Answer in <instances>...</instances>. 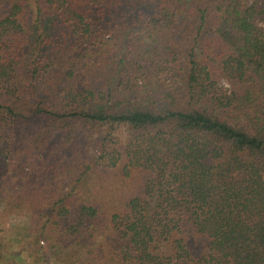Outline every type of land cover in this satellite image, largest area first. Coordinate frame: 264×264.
<instances>
[{"label": "trees", "instance_id": "16d2710c", "mask_svg": "<svg viewBox=\"0 0 264 264\" xmlns=\"http://www.w3.org/2000/svg\"><path fill=\"white\" fill-rule=\"evenodd\" d=\"M1 206L33 264H264V0H0Z\"/></svg>", "mask_w": 264, "mask_h": 264}, {"label": "rangeland", "instance_id": "374dc122", "mask_svg": "<svg viewBox=\"0 0 264 264\" xmlns=\"http://www.w3.org/2000/svg\"><path fill=\"white\" fill-rule=\"evenodd\" d=\"M26 4H31V1ZM30 12L31 11H29V13ZM35 31H36V28L34 25H32L31 26V37L33 39H35L34 38ZM172 78L173 80L179 81L180 77L178 75H175ZM170 80H171L170 73L154 74L151 78H149V81L146 79H141L137 83V85L134 87V89L132 88L133 86L132 83L127 84V86H117V85L110 86V89L113 92V97L115 99L123 100L125 99L124 95L127 94L131 88L134 90V91L132 90L131 91L133 92V95L135 96V90L137 88L139 89V87H141L143 84H149V82H151V84L153 85L152 88H155L154 85L158 81H165L167 83ZM222 84H225V82H222ZM137 96H142V94H140L139 92ZM29 209L30 208L26 207V208H23L22 211L16 212V211L4 209L3 206L0 207V234L3 233L6 237L10 238V240L13 242L12 247H19V249L15 251V255L12 257V259L15 260L17 264H33L34 262V258L30 256V253H32L33 249L30 246H28V248L26 246H23V243L27 242L26 240L27 233H32L31 231H33V226L35 227V229L38 230L40 223H38L37 221L32 222V227H31L30 219H29V214H30ZM20 227H22V229L26 230L27 232L26 231L22 232V236L18 237L21 242L19 244L14 241L16 238H14L13 231L14 229H17V228L19 229ZM50 264H53V263L51 262Z\"/></svg>", "mask_w": 264, "mask_h": 264}]
</instances>
